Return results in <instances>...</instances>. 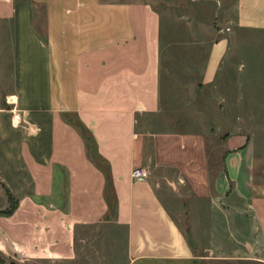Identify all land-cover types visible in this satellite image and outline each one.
Returning a JSON list of instances; mask_svg holds the SVG:
<instances>
[{
  "label": "crops",
  "instance_id": "1",
  "mask_svg": "<svg viewBox=\"0 0 264 264\" xmlns=\"http://www.w3.org/2000/svg\"><path fill=\"white\" fill-rule=\"evenodd\" d=\"M238 4L240 26L264 28V0ZM7 22L13 87L4 96L0 89V212L11 197L16 207L0 213L3 259L264 264V158L258 169L246 135L227 139L226 169L216 180L226 200L248 208L240 252L217 253L216 233L203 245L184 228L148 168L146 180L133 177L151 143L142 124L161 108V17L152 3L0 0V27ZM228 47L226 38L213 44L204 85L215 83ZM179 137L157 138L162 163L208 187L204 147L197 146L203 137Z\"/></svg>",
  "mask_w": 264,
  "mask_h": 264
},
{
  "label": "rangeland",
  "instance_id": "2",
  "mask_svg": "<svg viewBox=\"0 0 264 264\" xmlns=\"http://www.w3.org/2000/svg\"><path fill=\"white\" fill-rule=\"evenodd\" d=\"M109 1H148L160 13L161 108L142 127L150 134L155 131L157 138L200 134L203 138L197 146L204 147L209 185H201L200 180L191 184L177 167L162 163L154 135L148 134L151 143L143 166L176 204L184 228H191L203 245L211 244L216 233L217 253L242 251L241 229H248L251 222L248 208L235 199L226 200L217 191L216 180L225 172L226 142L231 135H246L253 143L258 169L264 158V28L239 25L238 0ZM221 38L229 43L226 57L215 83L204 85L207 59ZM12 61V27L7 22L0 27L3 96L12 91ZM230 226L233 233L224 234ZM3 264L11 262L4 259Z\"/></svg>",
  "mask_w": 264,
  "mask_h": 264
},
{
  "label": "built area",
  "instance_id": "3",
  "mask_svg": "<svg viewBox=\"0 0 264 264\" xmlns=\"http://www.w3.org/2000/svg\"><path fill=\"white\" fill-rule=\"evenodd\" d=\"M132 174L138 180H146L149 177V171L145 167H136Z\"/></svg>",
  "mask_w": 264,
  "mask_h": 264
},
{
  "label": "trees",
  "instance_id": "4",
  "mask_svg": "<svg viewBox=\"0 0 264 264\" xmlns=\"http://www.w3.org/2000/svg\"><path fill=\"white\" fill-rule=\"evenodd\" d=\"M16 205L14 204V200H13V197H11V207L8 209V210H5V211H1L0 213H4V214H11L13 213L14 209H15ZM0 263H4V259L0 253Z\"/></svg>",
  "mask_w": 264,
  "mask_h": 264
}]
</instances>
